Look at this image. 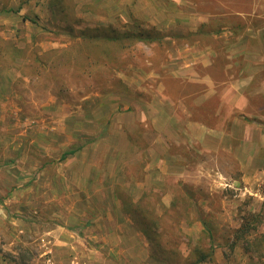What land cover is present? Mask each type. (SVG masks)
<instances>
[{"label":"rangeland","instance_id":"obj_1","mask_svg":"<svg viewBox=\"0 0 264 264\" xmlns=\"http://www.w3.org/2000/svg\"><path fill=\"white\" fill-rule=\"evenodd\" d=\"M131 2L0 0V38L46 52L49 65L34 70L25 61L20 75L22 61L0 59V264H188L195 258L191 248L208 247L202 220L214 235L213 259L205 264H264V246L260 255L245 252L241 241L230 246L241 216L260 205L264 211V117L251 120L263 145L229 140L217 149L210 147L219 143L212 138L209 147L201 146L185 130L180 108L155 93L154 73L143 74V68L161 70L165 56L155 44L150 49L139 41L124 50V63L106 82L50 68L74 50L79 33L99 23L137 31L134 20L143 14H129ZM164 82L171 97L192 89ZM143 89L152 92L149 101ZM207 103L193 117L229 132L232 109L220 105V122L213 116L219 101ZM262 104L250 100L247 111L264 114ZM249 155L261 161L249 163ZM143 192L156 215L178 199L170 215L180 229L164 215L159 235L149 241L128 213L129 200ZM263 232L264 223L253 235Z\"/></svg>","mask_w":264,"mask_h":264},{"label":"crops","instance_id":"obj_2","mask_svg":"<svg viewBox=\"0 0 264 264\" xmlns=\"http://www.w3.org/2000/svg\"><path fill=\"white\" fill-rule=\"evenodd\" d=\"M129 6V14H143L139 17L143 27L154 28L171 41L166 60L158 66L162 75L151 68H143V74L154 73L155 93H161L169 107L180 108L191 139L203 147L216 139L219 143L210 147L217 149L229 140L239 145L258 140L263 145L261 130L251 120L264 114L256 110L250 115L247 107L250 100L260 99L258 109L264 110V0H133ZM165 77L192 89L171 97ZM143 94L146 101L151 99L152 92L143 89ZM214 98L219 101L215 118L223 116L222 104L235 113L228 120L229 132L210 127L204 117H193V110L206 108ZM204 110L206 116L212 115ZM251 161H261V156L249 155Z\"/></svg>","mask_w":264,"mask_h":264},{"label":"trees","instance_id":"obj_3","mask_svg":"<svg viewBox=\"0 0 264 264\" xmlns=\"http://www.w3.org/2000/svg\"><path fill=\"white\" fill-rule=\"evenodd\" d=\"M134 22L136 26H138L137 31L125 30L119 32L115 26L109 23H99L93 28H90L89 32L79 33L78 35L81 36L80 38H77L74 50L67 52L65 57L61 56L53 61L54 65L51 64L50 68L63 67L64 69H72L76 71L77 77L83 75L86 78H92L93 80L97 79L99 82H106L109 81L110 76L116 71L117 67L124 63V59L120 57V54L139 41L143 42V44L150 49H153L152 44L159 46L160 53L165 56L161 60L164 62L167 58L165 51L171 49V41L167 40L165 38L166 36L162 35L156 29L143 27L136 19ZM101 25L103 27H100ZM70 29L71 31L73 30V28ZM0 42H3V47L8 45V48L10 49L8 51L3 49V47H0V59H2L3 62H12V64L16 61L23 62L22 65L17 67L20 75H24L23 68L25 61H30L28 66H31L34 70H38L40 67L43 70L48 69L49 65L46 63V59H44L46 52L40 53L37 49H31L29 52L30 48L17 46L13 42L1 38ZM147 60L152 61L153 59L148 58ZM34 73L37 74L38 71H35ZM189 91L190 90H188L187 93H189ZM207 104L208 103H206L205 106H207ZM75 151V149H71L63 152L61 158H65L67 155L73 154ZM148 195L149 192H143L141 198L136 202H133L132 199L129 200L128 205L132 206L128 213L132 216V223L135 224L137 229H139L142 234L152 242L153 235H159L158 229L161 227L160 222H162V216L164 215L169 217V223L172 227L180 229L179 220L170 215V212L175 210L178 204V199H172L170 201L169 205L165 207L167 208L165 209L167 212H163L161 215H156L154 214L153 208H150V205H148L149 203L146 202ZM186 198L189 201L192 199L190 191H186ZM261 206L262 205H260L258 211L247 210V214L241 216L240 225L233 229V238L230 241L231 247L233 245L235 246L237 241H241L245 252H252L260 255V252L263 251L264 232L258 237H254L253 235L258 227L264 223V211H262L263 208H261ZM147 208H149V210ZM201 224L203 225L202 232L208 238V247L202 248L201 246L196 245L197 247L194 246L193 249L191 248L190 253H194L195 258L188 262V264H205L206 262L210 263L213 259V226L206 220H202ZM250 236L253 237L251 240H249ZM173 252V255H175V253L177 255L180 254L176 248ZM160 253L169 256L171 255L170 252L163 248L160 249ZM163 257V259L167 261L168 257Z\"/></svg>","mask_w":264,"mask_h":264}]
</instances>
